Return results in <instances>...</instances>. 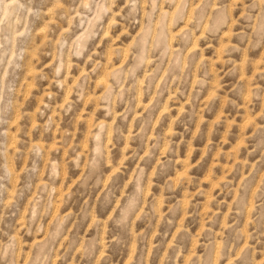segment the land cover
<instances>
[{
	"label": "rangeland",
	"instance_id": "obj_1",
	"mask_svg": "<svg viewBox=\"0 0 264 264\" xmlns=\"http://www.w3.org/2000/svg\"><path fill=\"white\" fill-rule=\"evenodd\" d=\"M0 264H264V0H0Z\"/></svg>",
	"mask_w": 264,
	"mask_h": 264
},
{
	"label": "bare ground",
	"instance_id": "obj_2",
	"mask_svg": "<svg viewBox=\"0 0 264 264\" xmlns=\"http://www.w3.org/2000/svg\"><path fill=\"white\" fill-rule=\"evenodd\" d=\"M217 18V17H216ZM188 19V18H187ZM207 23V22H206ZM216 24V23H215ZM225 21H223V22H218L217 21V28H216V30H214L213 32H212V34L213 35H215L216 37H219V35H221V38H219L218 40H220L219 41V44H220V46L221 45H223V43L227 40V39H229L230 37H229V35H228V32H226V31H224L225 29H226V27H225ZM230 25V24H229ZM228 30V29H227ZM229 31V30H228ZM194 37V36H193ZM196 39V38H195ZM194 41V40H193ZM228 41V40H227ZM219 46V47H220ZM193 47V46H192ZM194 47H196V44H194ZM211 48V47H210ZM218 48V47H217ZM190 50V49H189ZM218 50V49H217ZM219 51V50H218ZM217 51V52H218ZM230 50H228V52H229ZM226 54V53H225ZM192 58L195 56V52H192ZM236 55V54H235ZM230 57H232V55L230 54ZM218 59V58H217ZM211 71V70H210ZM108 72V71H107ZM105 73V72H104ZM103 75V74H102ZM117 75V73L116 72H113V73H111V74H107V73H105L101 78H97V86H99V85H104L105 86V84H106V82H107V80H106V78L107 77H114L115 78V76ZM213 83V82H212ZM109 85V84H108ZM202 85V84H201ZM98 89V88H97ZM68 91V90H67ZM67 96V95H66ZM167 107L165 106L164 107V110L166 109ZM247 122V121H246ZM240 141H242V140H240ZM240 143V142H239ZM244 144V143H243ZM96 146V145H95ZM96 147H98V146H96ZM97 148H95V150H96ZM98 150V149H97ZM184 162V161H183ZM207 177H209V176H207Z\"/></svg>",
	"mask_w": 264,
	"mask_h": 264
}]
</instances>
